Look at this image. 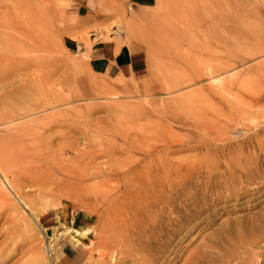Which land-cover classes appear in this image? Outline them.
Wrapping results in <instances>:
<instances>
[{"label":"rangeland","instance_id":"374dc122","mask_svg":"<svg viewBox=\"0 0 264 264\" xmlns=\"http://www.w3.org/2000/svg\"><path fill=\"white\" fill-rule=\"evenodd\" d=\"M135 1L0 0V264H264V0Z\"/></svg>","mask_w":264,"mask_h":264},{"label":"crops","instance_id":"0c3cea01","mask_svg":"<svg viewBox=\"0 0 264 264\" xmlns=\"http://www.w3.org/2000/svg\"><path fill=\"white\" fill-rule=\"evenodd\" d=\"M135 3L137 5L147 3L148 5V0H136ZM72 42L74 47L81 49L83 54L86 55L88 69L93 75L103 76L106 79L112 77H115L112 79H121L126 78V76L140 74L148 67V60L143 53L140 51L130 52L121 45L117 46L114 41H97L91 43L89 49L74 41Z\"/></svg>","mask_w":264,"mask_h":264},{"label":"bare ground","instance_id":"6f19581e","mask_svg":"<svg viewBox=\"0 0 264 264\" xmlns=\"http://www.w3.org/2000/svg\"><path fill=\"white\" fill-rule=\"evenodd\" d=\"M2 22V21H1ZM2 25H4L5 23L2 22ZM9 25V24H6ZM9 26H13V28L11 27V29H21L19 28L20 26H17L16 23L11 22V24ZM18 32H16L15 35H0V41H5L9 44H11L12 46H10V49L16 53H23L28 52V51H38V50H43V45L40 44L36 38V35L34 33H31V31H26V40L21 38V35H17ZM19 55V54H18ZM10 59V58H9ZM13 61V60H12ZM15 61V60H14ZM76 233V231H75ZM257 262V261H256ZM259 262V261H258Z\"/></svg>","mask_w":264,"mask_h":264},{"label":"built area","instance_id":"2783aa9c","mask_svg":"<svg viewBox=\"0 0 264 264\" xmlns=\"http://www.w3.org/2000/svg\"><path fill=\"white\" fill-rule=\"evenodd\" d=\"M70 223L72 224L73 223V216L71 217V221ZM54 243H53V240L48 239L47 242H46V252H47V255L49 257V259L52 260V257L54 255Z\"/></svg>","mask_w":264,"mask_h":264}]
</instances>
